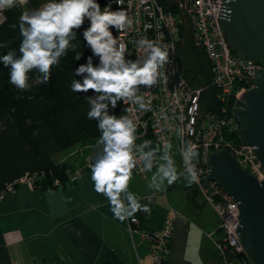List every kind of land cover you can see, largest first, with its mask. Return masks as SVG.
I'll return each mask as SVG.
<instances>
[{"label": "clouds", "instance_id": "1", "mask_svg": "<svg viewBox=\"0 0 264 264\" xmlns=\"http://www.w3.org/2000/svg\"><path fill=\"white\" fill-rule=\"evenodd\" d=\"M28 5L29 0H0V25L7 20L4 12L21 9L17 22L9 24L17 37L0 39V66L8 70L14 89L28 92L33 74L36 83H49L53 69L61 67L69 52L72 60H84L74 68L69 87L84 94L87 119L96 122L99 135L89 158L90 178L113 218L134 223L138 212L151 210L150 202L142 203L143 198L130 191L136 171L151 173L147 187L153 194L181 177L188 187L199 184V147L184 139L185 128L171 122L175 117L167 111L157 114L166 130L181 139L176 153L170 137L155 145L140 137L137 113L153 111L147 90L167 85L166 66L173 62L170 46L159 38L140 36L134 41L139 55L129 58L127 43L114 34L134 31L139 23L125 8V0H107L103 8L99 0H40L36 6ZM17 38V46L10 47ZM80 41L88 55L80 50Z\"/></svg>", "mask_w": 264, "mask_h": 264}, {"label": "crops", "instance_id": "2", "mask_svg": "<svg viewBox=\"0 0 264 264\" xmlns=\"http://www.w3.org/2000/svg\"><path fill=\"white\" fill-rule=\"evenodd\" d=\"M88 157L71 160L75 167L65 187L34 190L21 185L1 197L0 264H152L147 237L162 228L171 208L180 215L164 264H222L212 240L217 224L204 216L199 192L185 205L182 188L174 184L153 194L147 187L151 173L134 174L130 191L142 203L150 202L151 210L136 214L138 226L120 223L105 197L93 189Z\"/></svg>", "mask_w": 264, "mask_h": 264}, {"label": "built area", "instance_id": "3", "mask_svg": "<svg viewBox=\"0 0 264 264\" xmlns=\"http://www.w3.org/2000/svg\"><path fill=\"white\" fill-rule=\"evenodd\" d=\"M103 2L105 4L107 0H103ZM222 3V0H182L180 4V10L185 13L191 23L195 44L204 49L211 63L216 99L221 104L218 112L202 113L199 110L198 93L188 89L184 80L177 74L175 45L179 40L178 25L180 19L174 14L165 12L161 0H125V8L129 9L139 23L136 24L134 31L123 34L115 33L127 43L129 58L139 55L134 41L140 36H147L148 39L159 38L164 44L170 46V59L173 62L166 66L168 73L167 85L163 87L156 86L147 90L153 111L137 113L140 124V137L141 140L153 141L154 145L159 143L161 138L170 137L177 149L181 144V139L175 133L166 130L163 120L157 119L159 112L167 111L169 117H175L171 121L172 123L185 128L186 135L184 139L192 140L198 145L200 152L198 168L201 174L199 184H194L193 187L198 190L205 204L212 208L219 220L218 231L220 230V237H218V240H213V244L218 249L220 256H223L225 245H230L237 253H240L243 249L240 238L236 233L238 227L237 204L214 183H210L211 191L209 194L208 190L203 187V178H205L209 167L207 165L209 155L214 152L226 151L258 181L264 179V173L253 154V148L244 146L241 141L236 142L233 140L232 142L228 140L230 137L238 136L240 129L233 114L236 102L243 94L254 87L253 78L256 72L261 69V65L259 61H248L243 56L235 54L228 47L223 31L219 28L217 22ZM115 8L116 5L113 4V9L115 10ZM94 147L89 146L91 149ZM89 158H87V162H89ZM134 173L141 177L148 174L139 171ZM35 178L36 176H25L17 184L35 189L33 185ZM181 178L183 179V177ZM73 180H76V178ZM57 185L56 182L55 186ZM13 191H15L14 185H10L0 196V199L3 195ZM170 210L171 216L164 220L162 228L157 232L150 233L147 237L149 250L153 257L152 264H162L167 253L166 246L174 229V220L180 215L178 210L173 208ZM135 219L136 222L133 223L129 220V223L138 226V219ZM222 264L234 263L222 261Z\"/></svg>", "mask_w": 264, "mask_h": 264}, {"label": "trees", "instance_id": "4", "mask_svg": "<svg viewBox=\"0 0 264 264\" xmlns=\"http://www.w3.org/2000/svg\"><path fill=\"white\" fill-rule=\"evenodd\" d=\"M39 2L30 0L28 6H36ZM99 3L103 7V0ZM181 3L182 0H161L164 11L180 19L179 40L175 45L177 74L188 89L198 93L202 113L218 112L221 104L216 99L211 63L204 49L195 44L191 23L180 10ZM20 11L17 8L4 13L7 20L0 25V39L17 37L9 24L17 22ZM17 44L18 38L10 47L15 48ZM80 50L89 54L82 41ZM83 62V59L72 60L69 52L67 59L61 61V67L53 69L49 83H36L33 74L28 92L14 89L8 83V70L0 66V196L10 185L16 190L17 182L25 176H36L33 180L35 189L56 190V182L59 187H65L75 167L71 160L93 153L88 146L96 144L99 135L96 122L87 119L88 104L84 94L73 93L69 87L74 68ZM228 140L240 142L237 135ZM223 251L220 257L224 262L252 264L245 254L235 253L227 245Z\"/></svg>", "mask_w": 264, "mask_h": 264}, {"label": "water", "instance_id": "5", "mask_svg": "<svg viewBox=\"0 0 264 264\" xmlns=\"http://www.w3.org/2000/svg\"><path fill=\"white\" fill-rule=\"evenodd\" d=\"M222 2L217 22L228 47L261 65L254 87L237 100L233 114L241 143L253 148L264 173V0ZM207 165L203 187L209 194L214 183L237 204L241 247L252 264H264V179L258 181L226 151L211 153Z\"/></svg>", "mask_w": 264, "mask_h": 264}, {"label": "rangeland", "instance_id": "6", "mask_svg": "<svg viewBox=\"0 0 264 264\" xmlns=\"http://www.w3.org/2000/svg\"><path fill=\"white\" fill-rule=\"evenodd\" d=\"M173 145H174V148H173L174 153H176L175 152V149H176L175 144L173 143ZM93 149L94 148L90 149V151H93ZM176 151H177V149H176ZM176 159L178 161H180V157L178 154L176 155ZM135 175H137V174H135ZM137 176H140V175H137ZM174 186L182 188L183 194L180 197H182V199H184L185 205H190L191 199L198 192V190L196 188H194L193 186L188 187L187 182L182 178L180 180H178ZM57 187H59V185H57ZM189 188L191 190L188 191ZM34 190H39V189H34ZM188 196H189V198H188ZM201 204H203L202 210H203V214L207 218V220L209 222H211L212 224H217L216 234H215L214 238L212 239V240H215L216 238L220 237V233H218L219 220L209 205H207L203 202ZM188 210H191V208L189 207Z\"/></svg>", "mask_w": 264, "mask_h": 264}, {"label": "flooded vegetation", "instance_id": "7", "mask_svg": "<svg viewBox=\"0 0 264 264\" xmlns=\"http://www.w3.org/2000/svg\"><path fill=\"white\" fill-rule=\"evenodd\" d=\"M240 243H241V241H240ZM225 246H226V245H225ZM227 246H229V247H230L235 253H237L233 247H231L230 245H227ZM215 248H216V246H215ZM216 249H217V248H216ZM217 250H218V249H217ZM241 253L245 254V251L242 250L239 254H241ZM219 254H220V253H219ZM245 256H246V255H245Z\"/></svg>", "mask_w": 264, "mask_h": 264}]
</instances>
